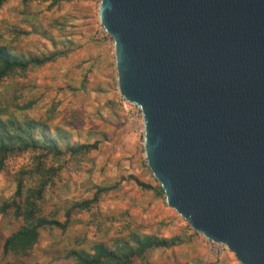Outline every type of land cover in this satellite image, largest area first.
Returning a JSON list of instances; mask_svg holds the SVG:
<instances>
[{"label":"rangeland","instance_id":"1","mask_svg":"<svg viewBox=\"0 0 264 264\" xmlns=\"http://www.w3.org/2000/svg\"><path fill=\"white\" fill-rule=\"evenodd\" d=\"M100 2L8 0L0 7V45L26 58L61 54L0 81V118L45 122L51 134L69 135L71 145L97 143L79 155L27 151L6 158L0 170V264H74L67 257L71 250L92 252L98 243L115 249L132 234L187 240L148 251L135 264H240L157 194L160 184L144 153L142 113L119 93L114 41L100 23ZM68 142L61 140V149ZM41 180L49 183L33 220H55L65 228H42L28 251L6 252V240L26 225L14 204L24 206ZM101 188L114 189L98 193ZM96 195L89 208L76 207Z\"/></svg>","mask_w":264,"mask_h":264},{"label":"water","instance_id":"2","mask_svg":"<svg viewBox=\"0 0 264 264\" xmlns=\"http://www.w3.org/2000/svg\"><path fill=\"white\" fill-rule=\"evenodd\" d=\"M99 18L167 205L264 264V0H101Z\"/></svg>","mask_w":264,"mask_h":264},{"label":"trees","instance_id":"3","mask_svg":"<svg viewBox=\"0 0 264 264\" xmlns=\"http://www.w3.org/2000/svg\"><path fill=\"white\" fill-rule=\"evenodd\" d=\"M8 0H0V7ZM24 2L48 1L52 6H57L68 0H23ZM61 54L46 58H26L22 54H16L8 47L0 45V81L7 78L16 71H26L30 67H40L45 63L52 61ZM61 140L68 142L69 135L57 130L53 135L45 122L16 118L2 120L0 118V170L4 167V161L9 155L14 153H23L27 151L41 152L45 155L60 157L69 152L72 155L87 153L90 150L97 149V143L71 145L68 142L66 150L61 149L59 143ZM49 180H41L40 186L30 189L25 196L24 206H16V216L23 217L26 225L14 233L6 240L5 251H28L38 240L39 231L45 227L65 228V225L55 220L38 219L33 220L37 211V201L43 198L45 187ZM143 186L142 183H138ZM114 188H101L98 193L108 192ZM158 195L164 192L161 186L157 190ZM21 196V191L17 192ZM97 195L92 201H85L77 204L76 207L87 209L92 202L97 201ZM7 209V206L5 210ZM187 242L185 237L176 236L171 238H160L154 235L132 234L129 238L119 239L118 246L114 249L104 243H98L93 247V251L81 249L71 250L67 257L74 260V264H135V260L142 259L148 251L164 248L170 249L181 246Z\"/></svg>","mask_w":264,"mask_h":264}]
</instances>
